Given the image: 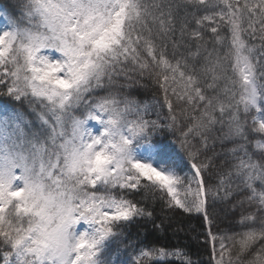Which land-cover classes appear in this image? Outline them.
<instances>
[{
  "label": "snow or ice",
  "instance_id": "snow-or-ice-1",
  "mask_svg": "<svg viewBox=\"0 0 264 264\" xmlns=\"http://www.w3.org/2000/svg\"><path fill=\"white\" fill-rule=\"evenodd\" d=\"M184 216L264 264V0H0V264H202L132 231Z\"/></svg>",
  "mask_w": 264,
  "mask_h": 264
},
{
  "label": "trees",
  "instance_id": "trees-1",
  "mask_svg": "<svg viewBox=\"0 0 264 264\" xmlns=\"http://www.w3.org/2000/svg\"><path fill=\"white\" fill-rule=\"evenodd\" d=\"M6 3L7 0H4ZM154 89L150 86L148 89L144 90V95L142 99L151 100ZM238 217L234 220L229 217L228 220H225L223 223L219 224V229L223 233L231 234L232 231H238L239 229H233L229 227V223H236ZM183 227L185 231L181 232L178 236H174L172 229H168L167 232H156L152 229L151 224H148L147 227H133L132 231L137 230L141 231L144 234L145 239L148 241H154L159 239L161 243L166 244H180L187 245L188 251L193 254V259L201 261L202 264H209L211 246L210 244L204 243L203 233L206 231L207 225L205 222L198 216L188 217L184 216L182 218ZM217 228H213V232H216ZM173 264H176L173 261Z\"/></svg>",
  "mask_w": 264,
  "mask_h": 264
}]
</instances>
